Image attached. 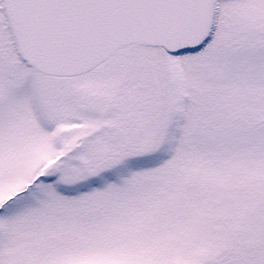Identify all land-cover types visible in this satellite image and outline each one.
<instances>
[{"label":"snow or ice","instance_id":"obj_1","mask_svg":"<svg viewBox=\"0 0 264 264\" xmlns=\"http://www.w3.org/2000/svg\"><path fill=\"white\" fill-rule=\"evenodd\" d=\"M0 264H264V0H0Z\"/></svg>","mask_w":264,"mask_h":264}]
</instances>
